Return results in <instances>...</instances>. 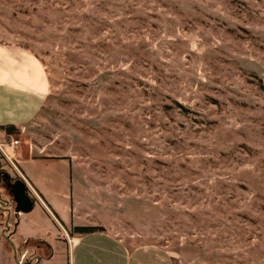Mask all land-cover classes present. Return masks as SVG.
<instances>
[{"label":"rangeland","instance_id":"1","mask_svg":"<svg viewBox=\"0 0 264 264\" xmlns=\"http://www.w3.org/2000/svg\"><path fill=\"white\" fill-rule=\"evenodd\" d=\"M0 44L49 79L6 168L36 208L68 191L80 222L173 264H264V0H0ZM19 161H62L47 197ZM2 229L0 264H38L36 242L14 254Z\"/></svg>","mask_w":264,"mask_h":264},{"label":"crops","instance_id":"2","mask_svg":"<svg viewBox=\"0 0 264 264\" xmlns=\"http://www.w3.org/2000/svg\"><path fill=\"white\" fill-rule=\"evenodd\" d=\"M0 125L14 124L23 128L45 103L49 94V82L45 69L38 58L18 45L0 44ZM23 157V153L20 155ZM24 177L39 198L47 197L46 186L40 184L49 178L46 172L50 164L62 161H19ZM68 164L70 175L65 177L67 184L76 179L72 174L71 161ZM24 164L26 166L24 167ZM40 171L41 174L34 173ZM33 172V173H32ZM60 175V173H59ZM47 176V177H46ZM38 193V194H37ZM71 193L62 192L64 202L45 203L43 208L34 206L29 212H19L18 221L12 232L6 230L7 236L15 248L23 242H36V261L38 264H173L168 252L156 245L130 247L120 238L107 231L103 225L80 222L78 210L67 206L65 201ZM52 205V206H51ZM59 210L60 217L55 216L51 207ZM42 210L48 218L49 229L40 230L36 226L35 215ZM72 210L74 211L72 213ZM81 226H99L104 230L79 233L74 230ZM9 230V231H8ZM5 238V236H4ZM6 239V238H5ZM3 243H0V247ZM5 262L6 253L0 256Z\"/></svg>","mask_w":264,"mask_h":264},{"label":"flooded vegetation","instance_id":"3","mask_svg":"<svg viewBox=\"0 0 264 264\" xmlns=\"http://www.w3.org/2000/svg\"><path fill=\"white\" fill-rule=\"evenodd\" d=\"M0 133H1L0 140L2 141L7 140L5 131L0 129ZM9 166L16 168L15 162L13 160L9 161L2 153H0V223L3 225L2 234H6L5 223L7 219L8 221L9 219L13 220L12 228H15L16 226V223L18 221L17 219L18 213L14 211L15 202L12 199L11 193L15 189V185L18 181H22L25 184L22 178L18 177L12 171L11 174L9 172L10 170L6 169V168L10 169ZM25 189L27 194L29 195L28 187L26 186V184H25ZM30 198L32 199L31 196Z\"/></svg>","mask_w":264,"mask_h":264},{"label":"water","instance_id":"4","mask_svg":"<svg viewBox=\"0 0 264 264\" xmlns=\"http://www.w3.org/2000/svg\"><path fill=\"white\" fill-rule=\"evenodd\" d=\"M12 199L15 202V208L14 211L16 213L19 212H29L33 207V201L30 198V196L27 194L25 189V184L22 181H18L15 185V189L11 193ZM8 221V219H7ZM5 223V230L8 229V222ZM6 240L10 243L11 247L13 248L14 254L15 252V246L13 242L9 239L8 236H5Z\"/></svg>","mask_w":264,"mask_h":264},{"label":"trees","instance_id":"5","mask_svg":"<svg viewBox=\"0 0 264 264\" xmlns=\"http://www.w3.org/2000/svg\"><path fill=\"white\" fill-rule=\"evenodd\" d=\"M20 47H22L23 49L28 51V49L26 47H23V46H20ZM46 75H47V73H46ZM47 79H48V76H47ZM48 82H49V79H48ZM31 120L32 119H30L27 123H29ZM0 129L5 131L6 138L9 140L13 134L20 132V128L15 126L14 124L0 125ZM74 230L79 232V233H90V232H93L96 230H104V229H103V227H99V226H81V227H75ZM20 249H21L20 247L15 248L17 253L20 252ZM21 264H29V263H28V261L24 260L21 262Z\"/></svg>","mask_w":264,"mask_h":264},{"label":"built area","instance_id":"6","mask_svg":"<svg viewBox=\"0 0 264 264\" xmlns=\"http://www.w3.org/2000/svg\"><path fill=\"white\" fill-rule=\"evenodd\" d=\"M18 142L19 140L13 138H10L9 141H0V151L9 161H12V159H14V157L9 156V152L11 151L10 149H12L16 144H18Z\"/></svg>","mask_w":264,"mask_h":264}]
</instances>
